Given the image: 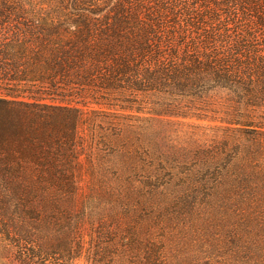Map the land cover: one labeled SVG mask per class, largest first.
<instances>
[{"label":"rangeland","instance_id":"rangeland-1","mask_svg":"<svg viewBox=\"0 0 264 264\" xmlns=\"http://www.w3.org/2000/svg\"><path fill=\"white\" fill-rule=\"evenodd\" d=\"M22 1L70 28L74 0ZM84 92L60 104L81 117L78 157L59 163L74 190L0 183V264H264L251 186L263 152L251 128L228 124L222 92L204 112L185 99Z\"/></svg>","mask_w":264,"mask_h":264},{"label":"trees","instance_id":"trees-1","mask_svg":"<svg viewBox=\"0 0 264 264\" xmlns=\"http://www.w3.org/2000/svg\"><path fill=\"white\" fill-rule=\"evenodd\" d=\"M18 2L0 0V183L74 190L59 163L78 157L81 117L63 96L137 93L204 112L220 91L228 124L263 152L251 186L264 210V0H74L68 30Z\"/></svg>","mask_w":264,"mask_h":264}]
</instances>
